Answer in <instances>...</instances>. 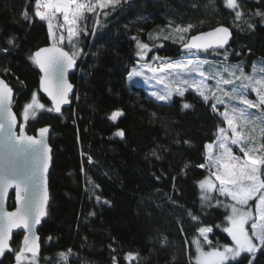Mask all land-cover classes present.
<instances>
[{
    "label": "trees",
    "instance_id": "16d2710c",
    "mask_svg": "<svg viewBox=\"0 0 264 264\" xmlns=\"http://www.w3.org/2000/svg\"><path fill=\"white\" fill-rule=\"evenodd\" d=\"M239 2L245 20L253 13L250 22L255 30L246 23L234 25V12L224 0H121L115 8H96V14L85 12L78 22L75 49L65 29L54 27L57 37L61 32L65 36L64 49L80 52L69 77L75 86L70 106L54 114L46 110L51 105L39 93L40 74L30 59L53 42L47 22L34 17L35 0H0V49L9 48L7 54L0 51V77L14 91L13 110L20 120L35 92L45 109L26 122V131L51 128L49 202L38 229L39 264H114L113 256L116 264H194L192 241L199 239L200 227L213 228L209 234L213 244L229 241L223 227L229 215L225 205L231 202L213 191V199L202 208L198 187L208 175L206 167H198L206 164L205 145L213 143L218 128L225 125L219 114L222 107L214 113L192 91L158 103L142 87L129 85L127 76L137 61L133 36L151 45L156 40L150 41L149 34L165 29L163 46L150 54L171 60L187 54L179 51L182 44L176 40L162 38L169 22L193 25L186 39L225 25L232 32L225 62H244L247 70L264 64V21L254 15L257 9L264 12V0ZM25 8L31 17L27 21L21 15ZM9 37H15L12 46L7 44ZM215 52L208 58L223 62L225 50ZM185 102L193 107L182 110ZM115 111L123 115L111 121ZM118 130L124 132L123 138L115 135ZM153 150L159 159L151 155ZM8 208H13L12 196ZM189 210L199 219L193 220ZM20 241V233L13 236V252ZM69 249L68 260H60L58 254ZM129 253L135 259H126ZM238 260L249 264L252 257L243 253ZM12 262L13 254H5L0 264ZM253 264H264V251L256 254Z\"/></svg>",
    "mask_w": 264,
    "mask_h": 264
},
{
    "label": "snow or ice",
    "instance_id": "6c2138e0",
    "mask_svg": "<svg viewBox=\"0 0 264 264\" xmlns=\"http://www.w3.org/2000/svg\"><path fill=\"white\" fill-rule=\"evenodd\" d=\"M120 3L121 0H86V2L35 0L34 17L47 21L49 39L53 41L49 47L39 49L30 57L42 73L40 90L46 93L52 102V107L46 109L48 112L61 113V106L70 102L69 93L72 91V85L68 83L66 73L75 66L76 57L80 54L79 51L69 53L64 50L61 45L64 43L65 36L61 32L57 37L53 18L57 13L62 14L63 24L55 27L64 29L66 26L67 41L75 49L76 38L80 35L78 22L85 17V12L96 14V8L101 10L115 8ZM224 4L227 9L234 12V25L239 27L240 24L246 23L248 29L255 30L256 25L250 22L253 13L250 12L249 19L245 20V13L239 0H224ZM107 14V12L104 13L105 16ZM21 15L26 21L31 19L27 8ZM254 15L264 21V12L257 9ZM192 28L191 24L174 26L169 22L166 26L168 34L163 35L162 38L167 40L178 36L183 49L189 55H195L193 50L215 52L217 49H224V59L227 61L226 45L232 35L228 27L218 26L213 31L192 36L190 40L186 39V34ZM164 31L165 29H162L155 35L150 33L148 39L150 41L160 39ZM132 40L136 44L135 55L138 61L145 60L152 51V46L136 36H133ZM14 43L15 37H9L7 44L12 46ZM0 51L7 54L9 48H3ZM240 54L236 53V55ZM152 60L155 66L146 64L133 68L128 74V79L142 77L145 71L152 73L151 78L156 84L162 85L159 90L151 92V96L156 101L167 104L172 101L174 95L183 98L185 92L191 90L202 98L206 105H210L214 113L218 112V105L228 106L231 101H238L240 105L246 106L241 108L231 104V113L227 110L219 113L226 122L227 129L231 131V137L225 128H218L215 145L222 152L214 155L211 151L213 145L206 144L207 165H198L200 168L208 167L210 176L219 183L217 188L216 183L210 178L206 177L199 181L202 190L201 207H205L213 199L210 195L213 191H218L220 196H226L233 202L225 205L231 209V212L225 217L227 226L223 228V231L231 237L232 245L225 244L222 248L213 247L212 241L208 239V233L213 231L212 227H200L198 233L203 241L198 238L193 239L192 244L196 247V264H230V262L239 264L238 258L243 253L252 257L249 264H253L256 254L264 251V155H253L252 153L257 149L249 147V143H255L257 126L259 137L264 140V118L253 117L248 110L255 108L264 113V64L259 65L261 78L257 79L256 72L251 75L246 74L241 64L225 63L206 69L205 65L209 64L207 60L203 62L192 59L172 61L170 58L158 56L152 57ZM212 80L215 81L214 85L208 83ZM249 89L256 94V101L248 98ZM12 96L13 90L3 79H0V256H3L6 251H13L9 246L13 230L23 229L26 234L21 248L15 252L16 264H22L23 260L29 259L27 253L31 254L30 264H36L39 238L35 234V227L41 222V218L47 215L46 184L51 150L46 143V134L49 129L40 128L38 136H29L25 132L24 124H20L17 134L14 131L17 127V118L11 110ZM192 107L193 105L187 102L181 105L182 110H189ZM43 109L45 105L38 101L37 94L34 92L31 101L24 105L23 120L27 122L30 118H36L38 111ZM121 115H123L122 112L115 111L109 119L116 121ZM237 120L242 123H235L234 121ZM245 126H248L247 133L244 132ZM115 135L123 138L125 134L122 130H118ZM183 143L187 144L190 141L185 140ZM231 146L238 147L244 157L234 155ZM259 151L264 152V143L259 145ZM151 155L157 159L160 158L156 150H153ZM89 160H91L90 157ZM212 169L215 171H211ZM11 188H14L16 192V208L15 211L9 212L3 207V197ZM100 199L97 195L98 203ZM253 199H255L254 212L248 206L249 201ZM104 203L107 204L108 201ZM219 203L217 201V204ZM188 215L193 220L199 219L191 210L188 211ZM203 244L209 246L208 251L203 249ZM70 254L71 249L60 252L58 255L60 260L66 262ZM125 258L133 260L135 256L129 253ZM112 259L116 264L117 258L113 256Z\"/></svg>",
    "mask_w": 264,
    "mask_h": 264
},
{
    "label": "rangeland",
    "instance_id": "374dc122",
    "mask_svg": "<svg viewBox=\"0 0 264 264\" xmlns=\"http://www.w3.org/2000/svg\"><path fill=\"white\" fill-rule=\"evenodd\" d=\"M80 2H86V0H80ZM97 9H98V8H97ZM57 17H60L61 20H58ZM46 22H47V21H46ZM52 22H53L54 27H55V26L57 25V23H59V22H61V24H63V16H62V14L57 13L56 17L53 18V21H52ZM64 29H65V31H66V26H65ZM66 32H67V31H66ZM167 34H168V33H167ZM187 34H188V33H187ZM171 39L176 40L178 43L182 44V43L179 41L178 36H174V37H172ZM150 46H152V49L155 48V47H157V48L162 47V46H163V41L160 40V39H157L156 42H153ZM210 53H211V52H210ZM79 55H80V54L77 55L76 60L78 59ZM208 55H211V56L213 57V56H216L217 53H216V52H213V53H211V54L208 53L207 55H199V54H196V53H195V55H189V54L187 53L186 55L182 56V58L175 59V60H172V61H186V60H188V59H192V60H194V61H200V62H203V61L207 60V61L209 62V64H208V65H205V68H206V69L209 68V67H215V66H217V65H223V64L227 63V62H225V60H224V61L222 60L223 62H221V61H217V62H216V61H213V60H211V59L208 58ZM155 56H158V57H161V58H168V57H164V56H162V55H160V54H157V53H152V54L149 53L148 56H147V57L145 58V60H143V61H138V57H137V61H136L135 65L131 67L130 71H132L133 68H139L140 65L153 64V66H155V62L152 60V57H155ZM218 62H219V63H218ZM227 64H230V63H227ZM238 64H241V65L244 67V71H245L246 74L251 75V74H253V72H256V73H257L256 78H257V79L261 78V75H260V73H261V69H260L259 65H255V67L251 68L250 70H247V69H246V65H245L244 62H242V63H238ZM151 77H152V73L145 71V72H144V75H143L142 77H134L133 79L130 80V79H128V76H127V83H128L129 85H137V86L142 87V88L146 91V93L148 94V96H149L150 98H152L154 101H156V100L151 96V92H152L153 90H159V89L162 87V85L156 84L155 80L152 79ZM146 78H147V80H146ZM208 83L214 85V84H215V81H214V80H212V81H208ZM188 91H191V90H188ZM186 92H187V91H186ZM192 92H193V91H192ZM217 94H219V93H217ZM174 96H175V95H174ZM174 96H173V97H174ZM248 98L251 99V100H253V101H256V100H257L256 94H255L254 92H252L251 89L248 90ZM37 99H38V98H37ZM225 99H227V98H225ZM38 101H39V99H38ZM39 102H40V101H39ZM156 102H158V103H163V102H160V101H156ZM40 103H41V102H40ZM163 104H165V103H163ZM231 104H235L237 107L246 108L245 105H240L238 101H231V102L229 103L228 106H225V105H218V106L222 107V110H221L220 113H223V112L226 111V110H227L229 113H231ZM248 111L252 114L253 117H257V116H258V117L264 118V113H262V112H261L260 110H258V109H255V108H254V109H250V110H248ZM22 112H23V111H22ZM120 112H121V111H120ZM221 117H222V115H221ZM118 118H119V117H118ZM222 118H223V117H222ZM20 120L24 122V120H23V116H22V113H21V116H20ZM110 120H111V119H110ZM111 121H112V120H111ZM234 122L237 123V124L242 123V122L239 121V120L234 121ZM224 123H225V125H224L223 128H225V129L227 130V133H228L229 137H231V131H230L229 129H227V124H226L225 121H224ZM244 132H246V133L248 132V126H245V128H244ZM215 141H216V139H215ZM215 141H214L213 143H211V144L213 145V148L211 149V151H212V153H213L214 155H219V154L222 152V150L219 149L218 146L215 145ZM261 143H264V140H261V139H260V137H259V128H258V126H257V132L255 133V143H254V144L251 143V142L249 143V147H255V148L257 149L256 152L252 153L253 155H264V152H260V151H259V145H260ZM231 147L233 148V154H234V155H237V156H239V157H241V158L244 157V154H243L242 152H240V150H239L238 147H236V146H231ZM206 155H207V152H206ZM205 165H207V160H206V164H205ZM206 169H207V174H208L206 177L212 179V180L216 183L217 188H218V187H219V183H218V181H215V178L212 177V176H210V170H209V168L206 167ZM211 171H215V169H212ZM206 177H204L203 179H205ZM203 179H202V180H203ZM198 187H199L200 195H201V194H202V190H201V188H200V186H199V183H198ZM216 192H217V194L219 195V192H218V191H216ZM219 196H220V195H219ZM221 197H226V196H221ZM226 198H227L231 203H233V202L230 200V198H228V197H226ZM231 203H230V204H231ZM248 206H250V207L253 209V212H254V211H255V199L249 201V205H248ZM230 212H231V209L229 208V214H230ZM226 226H227V221H226V224H225L224 227H226ZM224 227H223V228H224ZM246 227H249V226L246 225ZM224 233H225V232H224ZM209 234H210V233H208V239L210 240V238H209ZM225 234L227 235V233H225ZM198 235H199V233H198ZM227 236H228V235H227ZM228 237H229V236H228ZM199 239H200L201 241H203V238H202V237H199ZM225 244L232 245V240H229L228 242H226V241H220V242H217V243H215V244L212 243V246H213V247L222 248L223 245H225ZM193 246H194V252H195V256H194V259H193V263L196 264V255H197V253H196V247H195L194 244H193ZM202 246H203V249H204L205 251H208V250H209V246H208L207 244H203ZM23 264H30V257H29V259H25L24 262H23ZM36 264H39L37 257H36Z\"/></svg>",
    "mask_w": 264,
    "mask_h": 264
},
{
    "label": "water",
    "instance_id": "95a60500",
    "mask_svg": "<svg viewBox=\"0 0 264 264\" xmlns=\"http://www.w3.org/2000/svg\"><path fill=\"white\" fill-rule=\"evenodd\" d=\"M219 26L227 27V26H225V25H219ZM217 27H218V26H217ZM215 28H216V27H215ZM215 28H213V29H211V30H208V31H205V32H202V33H206V32L213 31ZM228 28H229V27H228ZM229 29H230V28H229ZM230 31H231V30H230ZM231 33H232V32H231ZM198 34H200V33H197V34L191 35V36L188 37V39L190 40L192 36H195V35H198ZM231 42H232V35H231V37H230V39H229V42H228V44L226 45V47H228L229 44H230ZM49 46H50V45H48V46H44V47H42V48H46V47H49ZM40 49H41V48H40ZM38 50H39V49H38ZM38 50H36V51H38ZM64 50L67 51L66 49H64ZM36 51H35V52H36ZM179 51L182 52V53H186L185 50L183 49L182 45L180 46ZM193 52H194V53H208V52H211V50H209V51H207V52H205V51H203V50L198 51V52H197L196 50H193ZM76 67H77V62H76V64H75V66H74L73 68L69 69V70L67 71V73H66V79H67L68 83H70V84L72 85V91L69 93V101L71 100L72 96H73L74 93H75V86H74L73 83L70 82L69 77H70L72 74L75 73V71H76ZM36 68H37V70H38V72H39V74H40V77H41L42 73L40 72V70H39V68H38L37 66H36ZM0 79H3V78L0 77ZM3 80H4V79H3ZM4 81H5V80H4ZM5 82H6V81H5ZM7 85H8V84H7ZM8 86L10 87V85H8ZM10 88H11V87H10ZM11 89H12V88H11ZM12 90H13V89H12ZM38 90H39L40 95H41L44 99H46V100L50 103V105H51V107H52V102H51L50 98L47 96L46 93H44L42 90H40V78H39V87H38ZM13 103H14V91H13V96H12L11 110H12V112L16 115V113H15L14 110H13ZM70 103H71V102H69L68 104L62 105V106H61V110H62V108H67V107H69V106H70ZM53 112H54V114H59V113H56L55 111H53ZM16 118H17V127L14 129V131L17 132V134L19 133V125H20V124H24V126H25V132H26V134L29 135V136H38V130H39L40 128L47 127V128L49 129V131H48V133L46 134V143H47L49 149L51 150V147L49 146V143H48L49 134H50V131H51L50 126L46 125V126L40 127V128H38V129H36V131L34 132V134H29V133L26 131V127H27L26 122H21V121L18 119L17 115H16ZM49 155H50L51 160H52L51 151H50ZM51 160H50V162H49V168H48V172H47V184H46V187H47V193H48V201H47V204H46V212H47V206H48V202H49L48 174H49V171H50V168H51ZM11 196H12V199H13V208L9 209V208H8V201H9V198H10ZM3 207L5 208L6 211H9V212H11V211H15V208H16V192H15V189H14V188L9 189L8 192H7V194L3 197ZM46 217H47V215L43 216V217L41 218V222H40L38 225H36V227H35V234H36V236L39 238L38 241H37V243L39 244V251H40V236H39V234H38V229L40 228L42 222L46 219ZM17 233H20V234H21L20 245H19V248L17 249V251H19V249H20L21 246H22L23 238H24V236H25V234H26L25 231H24L23 229H14V230H13V234H12L11 239H10V241H9V246L12 248V246H11L12 239H13V236L16 235ZM12 249H13V248H12ZM17 251H16V252H17ZM39 251H38V255H39ZM5 254H13V262H12V264H16V261H15V252H13V251H11V252L6 251ZM5 254H4V255H5ZM4 255H3V256H0V262H1V260L3 259ZM26 255H27L28 257H31V254H30V253H27ZM38 255H37V256H38ZM23 262H24V260L22 261V264H23Z\"/></svg>",
    "mask_w": 264,
    "mask_h": 264
},
{
    "label": "flooded vegetation",
    "instance_id": "af4514ba",
    "mask_svg": "<svg viewBox=\"0 0 264 264\" xmlns=\"http://www.w3.org/2000/svg\"><path fill=\"white\" fill-rule=\"evenodd\" d=\"M229 238V240H231V237H228Z\"/></svg>",
    "mask_w": 264,
    "mask_h": 264
}]
</instances>
